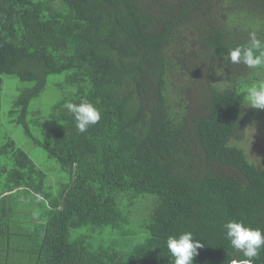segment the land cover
Segmentation results:
<instances>
[{
  "label": "trees",
  "instance_id": "trees-1",
  "mask_svg": "<svg viewBox=\"0 0 264 264\" xmlns=\"http://www.w3.org/2000/svg\"><path fill=\"white\" fill-rule=\"evenodd\" d=\"M253 31L264 39V0H0V125L6 114L68 177L53 191L11 137L0 145V216L17 190L44 201L35 264H174L166 240L187 231L203 244L193 264H241L223 225L264 229V166L233 138L264 69L227 56ZM51 75L64 77L40 140L29 125ZM82 99L102 113L85 132L64 107Z\"/></svg>",
  "mask_w": 264,
  "mask_h": 264
},
{
  "label": "rangeland",
  "instance_id": "rangeland-1",
  "mask_svg": "<svg viewBox=\"0 0 264 264\" xmlns=\"http://www.w3.org/2000/svg\"><path fill=\"white\" fill-rule=\"evenodd\" d=\"M183 41L185 40L182 39L180 44H184L183 48H186L185 52H189L191 57L194 56L192 55V49L195 47V44H192L190 41ZM193 60L194 58L187 61L186 64L190 66ZM242 65L243 64H236L234 68H237V66L240 68ZM63 77L64 76L62 75H51L49 77L47 92L43 98L39 100L41 113H34L39 119H37L36 122H30V132L40 140H44L46 132L50 130V122L46 120L48 117L45 116L49 105L55 98L53 94L54 89L50 85L56 80H61ZM215 77L214 80L213 76L214 82H217L220 85L222 82L225 83L224 79L221 78L220 73H216ZM206 80L207 79L204 80L205 87H207ZM12 83L15 85V79H12ZM4 89L5 85H3L2 94L5 92ZM186 99L187 98H185V100ZM4 106H7L4 103V99H0V108ZM253 110L256 111L254 115L251 114ZM246 114L247 116L243 121L242 128L239 129V132H237L233 141L245 149L249 160L253 161L258 166H264V109L252 108L246 104ZM31 116L33 115L31 114ZM1 119L6 125H0V145L6 141L7 137H11L17 145L25 151L30 159L46 174V181L50 186L52 185L53 191H56L60 183L68 180L66 173L61 170L55 160L49 158L41 147L34 144L31 138L24 133L22 127H12V124H8L9 118L6 114H1ZM39 197L43 199V197ZM11 201H15V205H12L15 206L17 210H14V213L11 214L12 218H10V221L6 219L5 216H0V228H3V230L6 227L10 228V232H8L10 245L7 250V255L9 256L8 264H35L36 252L39 245V235L38 233H34L32 229H34L35 223H38L42 218L43 212L45 211L42 203L44 201L23 190L15 191L11 195ZM5 236L1 237L0 243H2V245H4L7 240ZM2 247L4 248V246Z\"/></svg>",
  "mask_w": 264,
  "mask_h": 264
},
{
  "label": "clouds",
  "instance_id": "clouds-1",
  "mask_svg": "<svg viewBox=\"0 0 264 264\" xmlns=\"http://www.w3.org/2000/svg\"><path fill=\"white\" fill-rule=\"evenodd\" d=\"M227 59L232 64H243L250 69H264V39L258 37L255 31L250 32L248 42L230 49ZM245 100L252 108L264 109V82L250 85L246 89ZM64 107L74 117L79 132L87 131L102 117L101 110L86 99L79 103L66 102ZM223 228L232 248L242 252L245 257L241 264H255L260 251L264 249V229L246 226L243 220H228ZM166 245L174 264H193L198 249L203 247L199 240L194 239L191 231L178 236L170 235Z\"/></svg>",
  "mask_w": 264,
  "mask_h": 264
}]
</instances>
